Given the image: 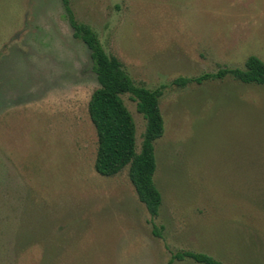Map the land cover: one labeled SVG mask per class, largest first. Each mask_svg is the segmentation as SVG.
<instances>
[{
    "label": "rangeland",
    "instance_id": "374dc122",
    "mask_svg": "<svg viewBox=\"0 0 264 264\" xmlns=\"http://www.w3.org/2000/svg\"><path fill=\"white\" fill-rule=\"evenodd\" d=\"M70 4L136 85L162 87L161 208L152 219L128 166L94 169L88 102L98 82L61 0H0V264H38L47 242L51 264H167L177 250L264 264V86L174 82L264 60V0ZM122 99L139 151L146 120L129 93Z\"/></svg>",
    "mask_w": 264,
    "mask_h": 264
},
{
    "label": "trees",
    "instance_id": "16d2710c",
    "mask_svg": "<svg viewBox=\"0 0 264 264\" xmlns=\"http://www.w3.org/2000/svg\"><path fill=\"white\" fill-rule=\"evenodd\" d=\"M61 3L73 29V36L82 40L90 50L92 69L98 82V87L94 89L88 102V115L97 136L94 169L102 176H114L128 166V177L134 191L154 219L158 216L162 204L161 191L153 178L157 168L155 142L165 131L159 106L162 87L151 89L136 85L123 69L120 59L104 50L93 29L76 20L70 0H61ZM226 76L245 84L264 86V60L251 54L245 59L242 67H219L216 72H204L187 78L178 77L174 82L184 86L192 82L201 84L209 80L223 79ZM125 93H129L136 101L137 111L146 120L139 151L136 150L135 121L122 99ZM162 229L163 226L153 223L152 232L156 236H162ZM27 235L24 239H19L15 253L31 242V234ZM47 244L46 250L51 255H43L38 264H51L54 244ZM187 258L201 264H224L208 253L191 250L172 252L167 264Z\"/></svg>",
    "mask_w": 264,
    "mask_h": 264
}]
</instances>
